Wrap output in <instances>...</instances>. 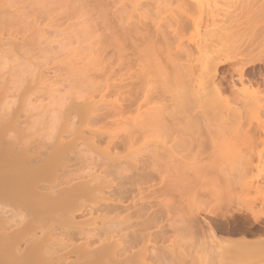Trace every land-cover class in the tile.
Here are the masks:
<instances>
[{
  "label": "bare ground",
  "instance_id": "6f19581e",
  "mask_svg": "<svg viewBox=\"0 0 264 264\" xmlns=\"http://www.w3.org/2000/svg\"><path fill=\"white\" fill-rule=\"evenodd\" d=\"M54 1L55 0H0V70H5V68H8L10 71H12V69L14 68H16L17 70V67L18 69L22 67L23 70L21 71L31 70L33 74H39V71L42 70L50 71L51 69H55L54 71H57L58 66H60L61 73L62 70L64 71V65L62 64V61L58 59V57L60 56L57 55V46L59 45V43L60 46H62L61 42L63 43V41H71L69 37L71 36V34L68 36V39L64 38L62 41L59 39V43L54 42L58 44L57 46L54 45L56 51L54 49V46L52 45L53 42L50 44H46L47 38L45 39V37L49 35L47 34L48 32L46 30L51 27L48 25L54 24L52 26H58L56 20H54L53 15V13L55 12V8L50 6ZM65 1L69 2L68 0H64L65 4L67 3ZM80 1L81 2L77 1L81 3L79 8L83 10L81 11L83 15H85V20H87V26L83 33V35L85 34L86 38L88 39V45H86L87 48H85L88 53L93 55V57H90L89 59H93L92 61H89L88 57L90 54L87 55V53H85L86 51L84 47L81 48L84 49V54H86L88 57L82 53H79V51L78 53L82 54L80 55L81 57L86 56V59H88V61L84 60L85 58H80L78 59L79 61L71 60V56H73L72 53H76V51L70 52L71 56H68L67 54L69 53L66 52L67 54L65 55L67 56H63V58L65 57V60L63 59V62L65 61V64L69 62L67 64H71V67H73V69H71L70 65L68 66L66 64L68 66L66 67V69L70 68L71 70H66V73L63 74L69 77L70 75L68 74H72L73 72H75L78 76L74 73L75 77L71 79L73 80V83H76L74 82V80L77 79L76 77L80 76V74H78L77 72L80 73V70H83L81 69V67L83 65L85 66V64H83L81 61L84 60V63L92 62L90 64V69L97 67L96 69H93L95 70V72L91 70L92 73L94 72L93 75L92 73L90 75V71H87L89 68L86 66L88 65L85 66L86 68L82 67L86 72H88L89 75L88 77L87 75L84 76L85 80H81V78L79 79L80 81L85 83H82L83 86H85L83 89H85L87 86L86 84L89 83V86L85 89L86 91L88 90V92L81 89V92L83 91V93H80V88H82L81 86L79 88V85L81 84L80 82L77 87L75 85L74 86L77 90H79V96L81 94L84 95L85 92L89 94H86L87 97L86 95H84L86 98L84 97L85 99H83L85 101L88 100L86 103L84 102L85 104L83 103L84 100L82 101L81 97H77V99H81L82 103L84 104L81 111L82 114L86 115L87 117L89 116L91 118L89 119L94 123L102 122L103 120L105 122V119H109L111 117V120H107V123L108 121H111V123L109 122L110 124H107L105 122L106 126L104 125V127H102L104 129L97 128L93 131L96 137H100V142H103L104 144L106 142L107 147L105 146L100 150L99 159H94L93 154L90 153V150H88V153H90L89 155H86V153L84 152V154L82 152V154H79L80 151L78 152V150L76 151V149H73L79 142L84 141L85 143V138L82 137L83 135H79L72 143H70V145H66L65 148L71 149L69 150L70 153L71 151L78 152L81 157L82 155H85L84 159L79 156L78 158L81 161L77 162L78 159L76 158L77 163L73 164L70 161L72 164H67V166L64 167L62 166L63 168L60 169L61 174L60 172L59 174L57 172V175H55L54 171H52V173L54 174L47 175L49 174L47 173L49 171H46V169L49 167H47V165L42 166L39 163L41 166L33 168L37 164H33L34 166L30 164L29 167V163H25L26 160L23 161L25 165L28 164V166L26 165L23 167V163L17 165V163L14 164L13 162L12 164L11 159H9L8 155L9 152H11V147L9 149V147L7 146L9 152L6 151L7 149H4L6 148L5 146L9 144V142L6 143V145L4 144V147L0 146V152L2 150L6 151V153L4 151H2L3 153H0V206H2L0 208H3L6 204L7 205L5 207H9V205H12V207L16 210L13 211L15 215L22 214V217L24 210H26L29 215V222L27 221L28 215L24 216L26 220L22 218L27 221V223L24 222L25 224L23 223L24 226L21 229H17L18 231L16 230V232L13 234L8 233L10 235L8 237L6 235L5 237H2V235H0V264H54L50 263L53 260H56L57 264H158V259H161L160 261H164L166 259L164 254L160 255L159 253H156L155 256H153V252L158 250V247L151 249V243H157V241L159 242V239L163 240L162 242L164 243L166 238L165 235H168L170 233L168 231V233L165 232V230H163L165 233L163 231H158V233L152 231V229L154 228V224H158L159 222H157L159 216H161L159 220H161V218L163 217H168V210L162 207L165 211H167V214H165L164 211L160 212L163 209H160V211L157 212V209L155 208L157 199H159V202L161 198L160 195H164L165 193L163 192V188L164 186L166 187V185L163 184V188H161L160 185V187L158 188L156 184L155 186H157V189L151 188V185H147V183H150L148 181L152 180L151 177L154 178V173H157L161 175V178H164L162 176L166 175L164 174L165 172L163 171V173L162 170H159L160 168H156L158 167L156 165H162V163H164L163 165L168 164V167L173 168L178 164H180L181 167L182 163H186L191 159H193V161L195 160V166L193 165L195 168L188 162L186 164L190 166L188 169L189 171H187V173L183 172L181 173V175L179 174L180 176L175 177H178V179H185L189 182L192 179V181L196 179L197 183L199 180L206 181L207 178L209 180V178L211 177L208 176H213L209 175L210 171L208 168H211V171H213V168H215V171L213 172H216L217 175H219V173L217 172L219 169L221 176L214 175L213 178L216 177V180L214 181L213 179V181L215 182V185L217 184V186L218 183H216V181H220L219 184L221 185V187H219L220 190H223L222 196L225 194V198H227V196L229 197L227 198L229 200L226 201V203L228 202V204H231L233 201L232 198H234V201H237V204L239 206H235L232 203L233 206L231 207L235 206L239 209L241 208V204H243V202L245 201L244 203L247 204V206L245 205L247 212L250 213V215L256 222L259 221V219L264 218V169L259 168L260 165H264V124L262 123L261 119L263 118L261 116L264 115V55L257 56L259 54L257 53L255 54V57L252 56L254 55L252 53L256 52V50L258 52H261L260 54L264 52V23L262 25L263 30L258 31V28L260 29L261 27L260 23H262L264 20L261 19V17L264 16V0ZM56 4H58V2ZM70 9H72V7ZM70 12L71 11H69V13ZM73 12H71V14H73ZM71 14H69V16ZM51 15H53L52 20L54 21V23L52 20H50ZM258 15L261 19V22L258 21L260 22V26L258 25L259 27L256 26L257 24L255 23L258 20ZM254 18L256 21L251 23ZM204 20L207 21L205 23H208L207 26L204 25L205 29L199 25V23ZM255 26L257 31L254 30ZM45 27L48 28H46L45 30ZM67 27H69L70 29L69 25ZM44 32H47L45 34V37L43 36ZM52 32H54V30ZM64 32H67L66 29L65 31L63 30V33ZM255 32H258L259 34H256ZM250 34L255 37H252ZM248 36L252 38L248 39ZM95 39L97 40L95 41ZM43 42L45 43L44 45ZM65 48L66 47H64L63 50H65ZM71 48L73 50V47ZM78 48L80 50V46H78ZM60 49L61 47L59 48V50ZM250 56H252V58ZM95 57H99V59L96 61L97 58L94 60ZM34 58H37L38 60H35ZM74 58L75 57H72V59ZM68 59L70 60L66 61ZM57 60H59L60 62L58 61V65L56 66ZM70 61H75L78 63L80 62V65L82 64V66L79 67V64L77 63L75 65V68H77L76 66H78L79 68V70L77 71L78 68L75 69L74 66H72L74 63L72 64V62ZM95 61L98 63H96ZM54 62L56 63L54 64ZM256 62H258V64H262L258 71L261 78L259 80V83H257L258 85H255L253 79H249L248 83V80L246 81L247 77L245 76V68ZM224 63H232L233 65H238V67L234 68V70L235 72L237 71L238 75L236 80H238L242 85H236L237 81L234 82L232 80L234 76L231 77L229 83L228 81H225L228 83V85L226 86L223 85L221 80L217 82L218 76L220 74V69L222 68L221 65H223ZM54 71H52L51 73H53ZM69 71H72V73H70ZM85 71L84 73L86 74ZM38 74L35 75L38 76ZM220 77L221 76H219V78ZM66 79H62L64 80V84L65 81H68V83L70 84L72 83L70 82V77L69 80L67 77ZM79 79H77L76 81L78 82ZM35 80L39 81L38 78H35ZM62 80L60 79V81ZM86 81L88 82L86 83ZM39 83L38 84L41 85V82ZM55 84H58L59 86V83L55 82L53 85ZM70 84L68 85L70 86ZM68 85L66 87H68L69 89ZM46 87L48 88L47 85ZM57 87H50L51 91L50 93L47 92V95H51L52 91L54 92L58 90L60 92L62 87L60 88V90L57 89ZM46 91H49V89H47ZM73 92L76 91L73 90L71 93L73 94ZM1 94L2 93H0V95ZM7 95L5 91L4 96L8 97ZM68 96L66 98H68ZM2 97L0 96V98ZM8 98H6V100L4 101L0 99V103L2 101V103H5L3 104V106L5 105L4 107L10 104V102L7 101ZM9 101L12 102L10 98ZM180 101H184L183 103H185V105H189V107L187 106V108H184L185 110L180 111V109L182 110V107H184H180L179 104H177V102L179 103ZM173 102H175L177 107H179L180 109L176 108V106L174 105L175 108L179 111H173V113H171L170 111L169 113H171V115H169L168 109H170L169 107H172V104H175ZM71 103H73V101ZM150 104L151 106H149ZM67 105L68 103L65 106ZM28 106L31 107L33 106V104L31 106L30 104H28ZM69 106H71V104ZM24 107L25 106L23 105L22 111ZM35 107L36 106H33L32 109L35 110ZM253 107L255 109L254 112H256L254 116L250 114ZM27 108L28 107L26 105L24 109ZM175 108L173 107L172 110H174ZM2 109L0 110V114L4 112H1ZM5 109L6 108H4V110ZM28 109L31 110L30 108ZM8 110H10V108H8ZM22 111H18V113H22ZM24 111L27 112L26 110ZM77 111L79 112L80 110ZM14 112H17V110ZM32 112L33 111H29V113L31 114ZM69 112L70 111L68 110V113ZM6 113L5 115L9 114ZM45 113L46 116H49L47 112ZM128 113H132V115L129 116L130 118L126 116L129 120H127V118L125 117V115H127ZM211 113H219V115L222 116L221 119H223V121L227 123H236L240 127V130L242 129L241 132L243 133L244 131L243 140L238 139V141H229L230 148L226 150H220L219 144H217V141L214 139L216 128L214 127V125L206 123L207 117ZM28 115L31 116L30 114ZM32 115L36 116V114ZM13 116L15 115H10L8 117L4 116L3 119L7 118L8 120H10L9 122L6 119L7 122L6 124L4 123L6 127L9 125V123L11 124L12 118L10 117ZM169 116H171V120ZM53 118L56 117L53 116ZM58 119L60 120V118H56L55 120L57 121ZM185 119H187L188 121H184ZM12 120L15 123L16 118L14 117V119ZM38 121L40 122L39 119ZM73 121L74 119L71 123L70 118L69 122L72 126L69 123L70 128L68 126L67 127L68 129H72V132H75L77 128L74 129ZM127 121L131 123L132 127L130 126V128H128L125 126L126 129H123L121 131L119 129V131L116 130L117 125L122 122L126 123ZM30 122H32V120ZM36 122L37 120L35 121V123ZM57 123L60 125V122L57 121ZM157 123H160L163 127H167L168 129L173 128V132L177 131L176 127H180L183 130L182 135H184V137L182 136L181 139L174 140L173 143L166 148L168 155L161 154V152H166L164 151V149L167 146V143H161L162 146L159 147L158 143L150 142L151 144L148 146L149 143L144 142L145 144L142 143L141 146L133 148V146L135 145L133 137L145 131L147 128L153 127ZM40 124L42 125V122H40ZM109 125H112L113 127ZM10 126H13L12 124L8 126V129L11 130V128H9ZM2 127L3 124L0 129V135L2 133V136H0V138H4V132L8 133L7 131H4L7 130V128L3 127V129ZM192 127H197V130L195 131L198 132H195L194 128ZM22 129H24V126ZM191 130H193L196 134H194ZM34 131H36V128ZM186 131L188 132L185 133ZM202 131L207 132L205 137L203 136L204 138H202ZM6 133L4 136H6ZM65 134L66 136H68V133ZM10 136L8 138V141L12 140L10 139ZM30 138L33 139V136L28 137V135L25 136L24 134L16 136L15 134V140L19 141V144L23 145V147L27 146L28 144V146L31 147L32 145L30 146V141L31 144L35 143V141H33L32 143V140H30ZM89 141L90 143H96L95 138L88 139V142ZM97 141H99V138ZM14 143L16 142L14 141ZM59 143L58 145L62 144ZM66 143L67 141L64 142L63 145H65ZM143 144L145 146H142ZM58 145L56 144V147ZM146 145L148 147H146ZM15 146L16 144L14 145V147ZM42 146L45 147V144H42ZM93 146L94 145L92 144L91 149L97 150L93 149L95 147ZM150 146L152 147V149L149 148ZM122 147H124L127 150L126 152L128 153L123 154L120 152L122 154L120 155L118 154V150V153L117 151L112 153L113 149H120ZM159 148L163 151H160ZM110 150L112 152H110ZM26 151L28 150L26 149ZM39 153L37 152V154ZM43 154L40 155L44 156L45 154ZM50 154L52 156V153ZM59 154L60 151L59 153L57 151L56 155ZM14 155L15 154H12L13 158L15 157ZM53 155L55 156L54 152ZM28 156H30V154ZM34 156L36 157L35 154L33 155V157ZM28 158L29 157H27L26 159L28 160ZM137 158H139V161H143V164L141 163V167L138 165V163L140 162L137 160ZM135 159L138 161V163L137 161H133ZM54 160L57 159L55 158ZM203 160H205V163H203ZM30 161L32 162V160ZM131 161L135 163L133 164ZM193 161L191 163H193ZM45 163L46 162H44V164ZM51 163L52 162L49 163L50 166ZM55 163L56 162H54V164ZM107 163H110V166L108 165V167H106ZM186 164H184V166L188 168ZM136 165L140 167L141 172H137L138 166L136 167ZM169 165H173V167ZM167 166L165 167L168 168ZM38 167L42 169L46 167L45 171L47 174L45 173V175H43L44 170L40 171L41 169ZM163 167L161 166V168ZM165 167L164 169H166ZM180 167L176 166L175 169H180ZM227 167L230 168V171L225 170L227 169ZM133 168H136V170H134ZM181 168H183V166ZM187 168L184 169L187 170ZM175 169L172 170L175 171ZM99 170L101 171L99 172ZM130 170L135 171H132L135 176H132ZM190 170L192 171V173H190ZM178 171L180 172V170ZM213 172L212 174H214ZM116 176L117 179H121L120 182L119 180L115 179ZM217 177L220 178V180H217ZM123 179L124 181H122ZM116 180L118 182H116ZM186 181L184 182L186 183ZM127 184H130V186H127ZM169 184L171 185L172 183ZM179 185L180 184H177L176 186ZM40 188H43L45 192L42 191V193H40ZM169 188L167 187V189ZM215 188H213V191H215L213 194H216L217 198H219V195L221 196V194H218V192L222 193V191H219L218 187V190L216 191ZM171 190L173 191V189ZM164 191L167 190L165 189ZM177 193L175 194L177 195ZM210 194L212 193H209V195ZM250 194L251 197L248 198ZM184 195H186V193H184ZM211 196L213 197V195ZM178 197H176V199ZM130 198L133 202H139V205L137 202V204L132 202L133 205H129L127 203L123 204L125 200L130 201ZM214 199L216 200L215 196ZM217 200L216 201L220 203L219 201L222 199ZM177 201L179 202L178 199ZM223 201H225L224 198ZM101 202H103L104 204H99ZM221 204L224 203L221 202ZM157 205H161L160 202L159 204L157 203ZM176 205L177 203L175 204V206ZM182 205H177V209L183 208ZM257 205H260V207L257 208ZM5 207L4 209L6 210ZM153 207L156 209V211L154 209L152 210ZM4 209L3 211H5ZM26 211L24 212L26 213ZM81 211L83 212V214L86 212L85 214H87L88 217H86L85 219H81V221H78L77 213ZM177 211L178 210H176L175 213L176 218L178 215L180 218L179 221H184V218L181 219L183 217H181L182 214L180 215L181 209L178 212ZM25 213L24 215H26ZM162 213L166 216H162ZM30 216L33 217L31 218L32 220L30 219ZM9 219H11V217H9ZM192 219H189L188 221H193ZM0 220L3 219L1 218ZM162 221H164V219H162ZM176 221H178V219H176ZM203 221L204 220L202 219V222ZM57 222L59 224L56 225V227L54 224H56ZM194 222L195 224H197L199 221L196 218L194 219ZM38 223H41V225ZM193 223L191 222L192 225ZM216 223L218 224V222ZM49 224L50 226H48ZM169 225H172V223ZM186 225L189 227L188 224ZM186 225H183V228L184 226L187 227ZM37 228H40L39 230L41 231V233L43 231L45 232V230L47 231V229L45 228H48V231L45 232V234H42L44 235V238H41V240L36 235L38 237V241H35V243L32 242L33 244H31L30 248H28L29 246H26V248L28 249L27 253L25 254V251L23 255H21L20 252L18 254V251L16 250L18 247L17 244L19 243L18 241H20L22 238H33L34 234H36L35 231L37 232L38 230ZM181 228L180 230L182 231L183 228ZM198 228H200L199 225ZM191 229H193L192 226ZM180 230H175L176 233H172V235L177 236L176 234ZM175 231L173 230V232ZM198 231L199 230H197V232ZM11 232H13V230ZM190 232H192V230ZM198 234L200 236V233ZM205 234L206 237H209L211 239L210 242L208 241L209 244L215 241L213 242V245H220V247L223 246L224 250H222L223 248H218V250L216 247H209L213 253L215 252V250L217 251L216 257H219L218 259H220V257L222 259H225V257L227 256L228 258H230H226L225 261H223L224 263H227L228 260H230V264H264V240L261 241L263 242V244L261 243L262 245L260 244V242L257 243L256 241L257 244H254L257 245V247H255L254 244H251L252 242L250 244L254 245L253 247L251 245L244 246L242 243V245L240 246L234 245L235 248L238 247L237 250H234L233 244H230L232 248L228 244V238L226 239L218 236V233L216 234L214 230L210 231L209 236L207 233ZM170 235H168L166 240L171 237ZM203 237L204 235L201 237V240H203ZM209 238L208 240H210ZM252 238L254 239V237ZM245 239L248 238H244V240H242L246 241ZM26 241L28 242V240ZM202 242L205 241L203 240ZM202 242L201 245L204 244ZM43 243H45L46 248L43 246ZM207 244L208 243H206V246H204L208 251L207 246L209 244ZM238 244L240 243L238 242ZM258 244H260V246H258ZM170 245H165L166 248L162 249L164 251L167 250L168 252H171L170 255L176 254V250H173L175 249V245H173V247ZM42 246L45 248H43L44 251L41 248ZM48 253H50V255L54 257H51V261L46 257ZM150 254L152 255L150 256ZM214 254H212L213 257L216 255ZM261 254H263V257ZM144 255L145 257L150 256L151 258H153L152 260H150L151 263H147L148 261L145 262V257H143V259L139 258ZM258 255H261V258ZM70 256L74 261L69 260ZM73 256L75 258H73ZM257 256L260 259L257 260L256 263L254 261ZM147 257L145 259H147ZM210 257L212 256L210 255ZM253 257L254 260L251 263L250 259ZM166 260L163 263L160 262L159 264H165Z\"/></svg>",
  "mask_w": 264,
  "mask_h": 264
},
{
  "label": "rangeland",
  "instance_id": "374dc122",
  "mask_svg": "<svg viewBox=\"0 0 264 264\" xmlns=\"http://www.w3.org/2000/svg\"><path fill=\"white\" fill-rule=\"evenodd\" d=\"M69 2H67V1H65V2H67L66 4L64 3V0L62 1V0H55L53 3H52V5H50V6H52L53 8H55V14L53 13V15H54V20H56V22H57V24H58V26H52V25H54V24H50V25H48V26H51V27H45V30H46V28H48V30H46L47 32V34H49V35H45L46 33L44 32V37H45V39L47 40V43L46 44H50V43H52V45L54 46H57L58 44L57 43H59L58 41H59V39L62 41L64 38L66 39H68L69 37H70V40L71 41H68V40H66V41H63V43L61 42V45L62 46H60V43H59V47L57 46V55L58 56H60V57H58V59L60 60V61H62V64L64 65V71L62 70V73H61V68H60V66H58V69H59V73H58V69H57V71H54V70H50V71H48V70H45V71H47V72H45V71H39L40 73V75L38 74V73H35V74H38V76L37 75H35V74H33L32 72H31V70L30 71H26V70H24V71H21V70H23V68L22 67H20L19 69H18V67H17V70H16V68H14V69H12V71H10L8 68L6 69L5 68V70H0V93H2V94H4L5 95V91H6V95L12 100V102L11 101H9V98L8 97H6V96H4V95H0L2 98H0V99H2L3 101L4 100H6V98H8L7 99V101L8 102H10V104L9 105H6V107H4L3 106V104H5V103H0L1 104V109L4 107V108H6L5 110H4V108L2 109V111L1 112H3L2 114L4 115V116H6V117H8V116H10V115H15V116H13V117H10V118H12V119H14V117L16 118V120H15V123H14V121L11 119V124H12V126L13 127H9V128H11V130L10 129H8V126L9 125H11L10 123H9V125L6 127V122H7V118H5V119H3L4 118V116L2 115V114H0V129H1V126H2V124H3V127H4V125H5V127L7 128V130H4V131H7L8 133H6V132H4V134H3V137L4 138H0L1 140V147H4L5 145H6V143H8L9 142V144H7L5 147L6 148H4L6 151H8L9 149H10V147H11V152H9V154H8V152H7V154L9 155V159H11V163L13 164V162H14V164H16L17 163V165L18 164H24V165H22L23 167L24 166H28V164H26L25 165V163H29V167H30V164H37L36 166H32L33 168H35V167H37V166H46L47 165V167L49 166V167H51L52 168V170H51V168H47L46 169V171H49V172H47V173H49V174H47L46 173V171H45V168L44 169H42V168H40V167H38V168H40L41 170L40 171H42V170H44L43 172H44V174L43 175H45V173L47 174V175H52V174H54L55 173V175H57V172H58V174H59V172H60V174H61V170L60 169H62L64 166H67V164H74V163H77V162H79V161H81L78 157L80 156L81 157V155H79L81 152L83 153H86V155H89L90 153L91 154H93V158L94 159H99L100 158V155H99V152H100V150L102 149V148H104L105 146L107 147V144H106V142H105V144L103 143V142H100V137H96L95 136V134H94V129H97V128H100V129H104V128H102V127H104V125L106 126V123H107V120H111L110 118L109 119H105V122H104V120L102 121V122H96V123H94V122H92L90 119V117L88 116H86V115H84V114H82L81 113V111H82V108H83V106H84V104L88 101V100H84L86 97H87V95L86 94H88V93H86V92H88V90L86 91L85 89L89 86L88 84L89 83H87L88 81H86V88L85 89H83L85 86H83V84L82 83H84V82H82V81H80V79L79 78H81V80H85V78H84V76H86L87 75V77H88V75L90 74L91 75V70L92 71H94L95 72V70H93V69H96L97 67H95V68H92V69H90V64L92 63H90V62H88V63H84L85 61L84 60H86V61H88V59L90 58V57H93V55H91L90 53H88V51H86V48H87V46L86 45H88V39L86 38V35L84 36L83 35V33H84V31H85V28H86V26H87V20H85V15H83V13H82V9H80L79 7H80V5H81V3H79V2H81L80 0H77V1H79V2H77L76 0H68ZM236 1H238V0H236ZM58 2V4H56ZM63 2V3H62ZM55 3V4H54ZM67 6H69L70 8L72 7V9H70L69 7H67ZM43 7V6H42ZM82 8V7H81ZM65 9V10H64ZM73 10H74V12H73ZM82 10V11H81ZM69 11H71V12H73V14H71V12L69 13ZM69 14H71L70 16H69ZM53 15H51V19L50 20H52V17H53ZM260 15V14H259ZM258 15V16H259ZM262 16H263V14H262ZM264 17V16H263ZM263 17H261V19H264ZM256 18V17H255ZM255 18L251 21V23L252 22H255L256 20H255ZM258 18V20L255 22L256 24V26H260V24H261V27H260V29L258 28V31H260V30H263L264 28V26L262 27V25H263V23H264V20H263V22L262 23H260L261 21V19H260V16L259 17H257ZM58 20V21H57ZM49 21V20H48ZM53 21V20H52ZM258 21H260V22H258ZM68 22V23H67ZM73 22V23H72ZM205 22H207V21H202L201 23H199V25L201 26V27H203L204 29H205V27H204V25H206L207 26V24L208 23H205ZM46 23V22H45ZM53 23H54V21H53ZM260 23V24H259ZM75 24V25H74ZM70 26V29H69V27H67V26ZM253 25H254V23H253ZM252 25V26H253ZM66 26V27H65ZM72 26V27H71ZM256 26H255V29L254 30H256ZM258 26V27H259ZM254 27V26H253ZM203 28H202V30H203ZM263 28V29H262ZM49 29H50V31H49ZM52 29V30H51ZM65 29H66V31L67 32H64L63 33V30L65 31ZM44 30V31H45ZM54 30V32H52ZM62 30V31H61ZM254 30H253V32H254ZM257 31V30H256ZM50 32H52V33H50ZM262 32V31H261ZM260 32V33H261ZM61 33H63V34H61ZM252 33V32H251ZM256 33V32H255ZM52 34V35H51ZM71 34V36H69ZM252 34H254V33H252ZM252 34H250L251 36H252ZM256 34H259L258 32L256 33ZM255 35V34H254ZM69 36V37H68ZM257 36V35H256ZM258 36H260V35H258ZM43 37V38H44ZM49 37V38H48ZM249 37V36H248ZM252 37H255V36H252ZM251 37V38H252ZM250 37L248 38V39H251ZM55 40V41H54ZM94 40V39H93ZM97 39H95V41H96ZM46 42V41H45ZM54 42H57V43H54ZM68 42H70V43H68ZM87 43V44H86ZM45 43L43 42V45H44ZM64 44V45H63ZM70 44V45H69ZM67 45V46H66ZM55 46H54V49H55V51H56V48H55ZM73 47V50H72V48L71 47ZM78 46H80V50H79V48H78ZM61 47V49L59 50V48ZM63 47V48H62ZM64 47H66L65 48V50H63L64 49ZM84 47H86L85 48V53H87V55H89V57L86 55V54H84V49H82V48ZM75 48V49H74ZM69 49V50H68ZM82 49V50H81ZM61 51V52H59V51ZM63 50V51H62ZM69 51V52H68ZM73 51H76V53L75 52H73ZM78 51H79V53H82V54H84V55H86L87 57H88V59H86L87 57L86 56H83V57H81L80 55H82V54H79L78 53ZM82 51V52H81ZM230 51V50H229ZM228 51V52H229ZM69 53V54H67V53ZM70 52H73L72 53V55L73 56H71V54H70ZM63 53H64V55H63ZM74 53H75V56H74ZM257 53H259L257 56H263L264 55V52H262V54H260L261 52H258L257 50H256V52H253L252 54H254V55H252V56H254L255 57V54H257ZM65 54H67L68 56H71V60H75V61H79L78 59H80V58H85L83 61H81L83 64H85V66L86 65H88V66H86V67H88L89 69L87 70V71H90V73L88 74V72H86L85 71V69L84 68H82V67H85L84 65L82 66V64L80 65V62L78 63V62H75V61H70V62H72V66H74V68H75V65L78 63L79 65V67H81V69H83L85 72H86V74L84 73V71L83 70H80V73L79 72H77L78 74H80V76H82V77H76L77 79H79V81L77 82L76 80L77 79H75L74 80V82H76V83H73L72 81V79L71 78H74L75 76H74V73L75 72H73L72 73V71H69L70 73H72V74H68V75H70L69 77H70V79H71V81L70 82H72L71 84H72V86H71V84L70 83H68V81H65V84H64V80H62V79H66V77L68 78V80H69V77L67 76V75H65V74H63V73H66V70H71V69H73V67H71V64H69L70 65V67H71V69L69 68H67L66 69V67H68L69 65L67 64V63H69V62H67L66 64L68 65H66L64 62H63V59L65 58H63V56H67V55H65ZM77 54V55H76ZM79 54V55H78ZM80 56V57H79ZM252 56H250L251 58H252ZM72 57H75L74 59H72ZM77 57H79V58H77ZM97 58V59H96ZM257 58V57H256ZM35 60H38L37 58H34ZM93 59V58H92ZM92 59L90 60L89 59V61H92ZM96 59V61L99 59V57H95L94 58V60ZM59 60H57V64H56V66L58 65V61ZM65 60V59H64ZM70 59H68V60H66V61H69ZM82 60V59H81ZM59 61V62H60ZM95 61V62H96ZM56 62H54V64H55ZM96 63H98V62H96ZM53 64V63H52ZM232 64V63H231ZM230 63H224L223 65H221L222 66V68L220 69V74H219V76H221L220 78H219V76H218V80H217V82L219 81V80H221L222 81V83H223V85H228V83H229V80H231V77H233L232 78V80L234 81V82H236L237 81V83H236V85L237 86H240V85H242L241 83H239V81L238 80H236V78H237V71L235 72V70H234V68H237L238 67V65H231ZM253 64V65H252ZM250 66H248V67H246L245 68V76L247 77V79H246V81L248 80V83H249V79L250 80H254L253 82H255V85L257 84V83H259V80L261 79L260 78V76H259V73H258V71H259V68L262 66V64L261 63H259L258 64V62H256V63H252ZM66 65V66H65ZM230 65V66H229ZM53 66V65H52ZM78 66H76L77 68H78ZM239 66H240V64H239ZM255 66V67H254ZM85 67V68H86ZM77 68H75V69H77ZM233 68V69H232ZM230 69V70H229ZM8 70H9V72H8ZM14 70V71H13ZM79 70V68L77 69V71ZM52 71H54V72H57V73H51ZM93 72V73H94ZM7 73V74H6ZM68 73V72H67ZM81 73H83V74H81ZM93 73H92V75H93ZM234 73V74H233ZM63 74V75H62ZM76 74V73H75ZM233 74V75H232ZM7 77H6V76ZM60 75V76H59ZM66 77H65V76ZM77 75V74H76ZM55 76V77H54ZM73 76V77H72ZM78 76V75H77ZM251 78H250V77ZM54 77V78H53ZM86 77V78H87ZM35 78H38L39 79V81L38 80H35ZM222 78V79H221ZM224 78V79H223ZM226 78V79H225ZM51 79V80H50ZM58 79V80H57ZM60 79L62 80V81H60ZM28 80V81H27ZM41 80V81H40ZM49 80V81H48ZM57 80V81H56ZM67 80V79H66ZM224 80V81H223ZM27 81V82H26ZM50 81H52L53 82V84L55 83V82H57V83H59V86H58V84H55V85H53L52 84V82H50ZM55 81V82H54ZM59 81V82H58ZM225 81H228V83L227 82H225ZM39 82H41V85H39L38 83ZM44 82V83H43ZM51 84H50V83ZM66 82H67V85L68 84H70V86H69V89H68V87H66L67 85H66ZM81 84H80V83ZM224 82H225V84H224ZM43 83V84H42ZM38 84V85H37ZM48 84H50V85H48ZM80 84V85H79ZM85 84V83H84ZM46 85L48 86V88L46 87ZM55 86V88L57 87V89H59L60 90V88H61V90H60V92L57 90V91H52L51 93V95L49 94V95H47V92H49L50 93V89L51 88H53V86ZM77 87L78 85H79V88H80V86L82 87V88H80V93H83V91L81 92V89L82 90H84V91H86L85 93H84V95H86V97L83 95V94H81L80 96L78 95V91L79 90H77L76 89V87ZM258 85V84H257ZM51 88H50V87ZM65 87V88H64ZM73 87H74V89H73ZM78 88V89H79ZM47 89H49V91H46ZM75 90L76 92H73V94L71 93L73 90ZM52 90H55V89H52ZM2 91V92H1ZM4 91V92H3ZM69 91V92H68ZM54 93V94H53ZM70 93V94H69ZM79 93V94H80ZM12 94V95H11ZM14 94H15V96H14ZM57 95V96H56ZM69 95V96H68ZM89 95V94H88ZM97 95V94H96ZM13 96V97H12ZM52 96H55V97H51ZM68 96V98H66ZM75 96V97H74ZM83 96V97H82ZM77 97H81V99H82V101H83V103H82V101H81V99H77ZM85 97V98H84ZM89 97V96H88ZM97 97V96H96ZM75 98V99H74ZM84 98V99H83ZM98 98V97H97ZM66 99H67V101H66ZM90 99V98H89ZM42 100V101H41ZM73 101V103H71L72 101ZM79 101V103H78V101ZM1 101V100H0ZM13 101H14V103H13ZM65 102H66V104L68 103V105L67 106H65L66 104H65ZM181 102V101H180ZM178 103L177 102V104H179V106L181 107V106H184V107H182V110L179 108V107H177V105H176V103L175 102H173V103H175V104H172V107H169L170 109H168L167 111H168V114L169 115H171V113H173V111H175V112H178L179 110L178 109H176V108H179L180 109V111H183V110H185L184 108H187V106L189 107V105H185V103H183L184 101H182L181 103ZM28 104H30V106L33 104V106H36L35 107V110L34 109H32L33 108V106H31V107H29L28 106ZM71 104V106H72V108H71V106H69ZM180 104H182V105H180ZM23 105L26 107V105H27V107L28 108H30L31 110H29L28 108L27 109H24L23 108V111H22V107H23ZM62 105V106H61ZM154 105V104H153ZM176 106V108H175V106ZM8 106H10V107H8ZM60 106H61V108H60ZM65 106V107H64ZM82 106V107H81ZM149 106H151V104L149 105ZM158 106V105H157ZM10 108V110H8V108ZM15 109H14V108ZM20 108V110H19V108ZM147 107V106H146ZM145 107V108H146ZM173 107L175 108L174 110H172L173 109ZM13 108V109H12ZM17 108V109H16ZM77 108V109H76ZM0 109V110H1ZM11 109H12V111H11ZM6 110H7V113H9V114H7L6 113ZM16 111L17 110V112H14V111ZM24 110H26L27 112H25ZM52 110H53V112H52ZM67 110V111H66ZM68 110L70 111L69 113H68ZM77 110H80L79 112L77 111ZM177 110V111H176ZM11 113H13V114H11ZM18 111H22V113H18ZM29 111H33L32 112V114H36V116H34V115H32L31 113H29ZM171 111V113H169ZM255 111V109H254V107L252 108V111H251V113L250 114H252V116H254L255 114H256V112H254ZM45 112H47V114L49 115V116H46V113ZM5 113L7 114V115H5ZM15 113V114H14ZM18 113V114H17ZM51 113V114H50ZM67 113V114H66ZM79 113V114H78ZM81 113V114H80ZM17 114V115H16ZM24 114V115H23ZM25 114H27V115H25ZM28 114H30L31 116H29ZM45 114V115H44ZM52 114H53V116L54 117H56V118H60V120L58 119L57 121L58 122H60V125L57 123V121L55 120L56 118H53V116H52ZM55 114V115H54ZM60 116H58V115ZM65 114H66V116H65ZM68 114H69V116H68ZM73 115V117H72V115ZM221 114V113H220ZM20 115V116H19ZM44 115V116H43ZM58 117H57V116ZM83 115V116H82ZM132 115V113L131 114H127V115H125V117L126 116H131ZM167 115V114H166ZM3 116V117H2ZM18 118H17V117ZM33 116H34V118H33ZM52 116V117H51ZM68 116V117H67ZM23 117V118H22ZM24 117H25V119H24ZM63 117V118H62ZM75 117V118H74ZM170 117V120H171V116H169ZM179 117V116H178ZM221 115H219V113L218 114H213V113H211L208 117H207V120H206V123H209V124H212V125H214V127L216 128V131H215V140L217 141V144H219V149L220 150H226V149H228V148H230V146H229V141H232V140H236V141H238V139L239 140H243V138H244V131H243V133L241 132L242 131V129L240 130V127L236 124V123H227V122H225V121H223V119H221ZM261 117H263V118H261L262 119V123L264 124V115L263 116H261ZM2 118V119H1ZM29 118V119H28ZM49 118H51V119H49ZM64 118H65V122H64ZM70 118H71V123H72V120L74 119V129H76L75 130V132L73 131H71L72 129H68V127H69V121H70ZM90 118V119H89ZM127 118V117H126ZM130 118V117H129ZM7 119V120H6ZM38 119L40 120V122H42V125L40 124V122L38 121ZM46 119V120H45ZM18 120H19V122H18ZM21 120H23V121H21ZM29 120V121H28ZM32 120V122H30ZM37 120V122L35 123V121ZM42 120V121H41ZM50 120V121H49ZM53 120H55V121H53ZM63 120V121H62ZM67 120V121H66ZM127 120H129L128 118H127ZM9 122H10V120H8ZM13 121V122H12ZM21 121V122H20ZM26 121H27V123H26ZM45 121V122H44ZM49 123H48V122ZM52 121V122H51ZM184 121H188L187 119H185ZM54 122H55V124H54ZM62 122V123H61ZM64 122V123H63ZM111 123V121H108V123L107 124H110ZM129 121H127L126 123L125 122H122V123H120L119 125H117V127H116V130L117 131H121V130H123V129H126V127H128V128H130V126L132 127V125H131V123L129 122ZM5 123V124H4ZM13 123H14V125H13ZM24 125H23V124ZM26 123V124H25ZM32 123V124H31ZM48 125V124H50V125H48L49 126V129H48V126L46 125V124ZM65 123H66V125H65ZM67 123H68V125H67ZM71 123H70V125H71ZM105 123V124H104ZM34 124H35V127H34ZM53 124V125H52ZM57 124V125H56ZM130 124V125H129ZM38 125V126H37ZM46 125V126H45ZM59 125V126H58ZM114 125V124H113ZM128 125V126H127ZM23 126H24V129H26V130H24V129H22L23 128ZM40 126V127H39ZM44 126V127H43ZM50 126H52V127H50ZM64 126V127H63ZM66 126V127H65ZM68 126V127H67ZM72 126V125H71ZM76 126V127H75ZM109 126H111V127H113L112 125H109ZM126 126V127H125ZM2 127V128H3ZM4 127V128H5ZM16 127V128H15ZM46 127H47V129H46ZM53 127H55V128H53ZM115 127V126H114ZM3 128V129H4ZM34 128V129H33ZM35 128H36V131H34L35 130ZM51 128V129H50ZM66 128V129H65ZM70 128V127H69ZM177 128V131H175V132H173V128H171V129H168L167 127H163L160 123H157V124H155L153 127H149V128H147L145 131H143V132H141L140 134H138L137 136H135V137H133V139H134V143H135V145L133 146V148H136V147H139V146H141V144L142 143H144V142H146V143H149L148 144V146L151 144L150 142H152V143H158V145H159V147L160 146H162L161 145V143H167L166 145V147H165V149H164V151H166V148L167 147H169L172 143H173V141L174 140H176V139H181V137L183 136L184 137V135H182L183 133V130L180 128V127H176ZM192 128H194V131L195 130H197V127H192ZM14 130V133H13V130ZM16 129V130H15ZM27 129H28V131H27ZM29 129H30V131H29ZM65 129V130H64ZM68 129V130H67ZM73 129V130H74ZM119 129V130H118ZM178 129H180V130H178ZM23 130H24V132H23ZM40 130V131H39ZM62 130V131H61ZM79 132H78V131ZM15 131H16V133H15ZM23 133H22V132ZM32 131V132H31ZM67 131V132H66ZM69 131H70V133H69ZM191 131H193V130H191ZM193 131V133L194 134H196L195 132H198V131H195L194 132ZM25 132H27V133H25ZM60 132H61V134H60ZM81 132V133H80ZM188 131H186L185 133H187ZM203 132V131H202ZM5 133H6V136H4L5 135ZM60 134V135H58V134ZM65 133H68L67 135L68 136H66V134ZM206 131L205 132H203L202 134V138H204L205 137V135H206ZM10 134H11V136H10ZM15 134H16V136H19V135H22V134H24L25 136L26 135H28V137H31V136H33V139H35V140H33L32 138H30V140H32V143H33V141H35V143L37 144H31V141H30V146L31 147H29L28 145L27 146H24L23 147V145H21V144H19V141H17V140H15ZM34 134H35V136H34ZM64 136H63V135ZM10 136V139H12V140H10V141H8V138H9V136ZM79 135H83L82 137H84L85 138V143H84V141L82 142H79L77 145H75V147L73 148V149H76V151L78 150V152H79V154H78V152H75V151H73V152H75V153H73L72 151H71V153L69 152V150H71V149H67V148H65V146L66 145H70V143H72ZM98 135V134H97ZM0 136H2V133H1V135ZM55 136V137H54ZM123 136V135H122ZM204 136V137H203ZM6 137V138H5ZM50 137V138H49ZM62 137H63V141H62ZM52 138V139H51ZM91 138H95V140H96V143L94 144V143H90V141L88 142V139H91ZM98 138H99V141H97L98 140ZM4 140V143H3V140ZM29 139V138H28ZM60 140V143H62L61 145H58V143H59V140ZM40 140V141H39ZM54 140V141H53ZM57 140H58V143H57ZM14 141L16 142V143H14ZM67 141V143L65 144V145H63V143L64 142H66ZM13 144H12V143ZM27 143V142H26ZM53 143V144H52ZM59 143V144H60ZM2 144H3V146H2ZM5 144V145H4ZM16 144V146L14 147V145ZM42 144L44 145L45 144V147L44 146H42ZM50 144V145H49ZM56 144L58 145L57 147H56ZM92 144L95 146H93L94 148L93 149H97V150H92L91 148H92ZM145 144V143H144ZM142 145V146H145V145ZM35 145H36V147H35ZM48 147H47V146ZM53 147H52V146ZM55 145V146H54ZM90 145V146H89ZM9 147V149H8V147ZM40 146V147H39ZM147 145H146V147H148ZM26 147V148H25ZM72 147H73V145H72ZM13 148H14V150H13ZM25 148V149H24ZM32 148H33V150H35V151H33L32 150ZM79 148V149H78ZM149 148H151L152 149V147L150 146ZM162 148V147H161ZM26 149L28 150V151H26ZM82 149V150H81ZM160 149V148H159ZM163 149V148H162ZM162 149H160V151L162 150ZM1 150H2V148H1ZM16 150V151H15ZM30 150H32V151H30ZM85 150H86V152H85ZM88 150H90V153H88ZM119 151V153H118V151ZM2 151H4V150H2ZM1 151V152H2ZM6 151H4L5 153H6ZM39 153V151H40V153L39 154H37V152ZM57 151H58V153H59V151H60V156L59 155H56V153H57ZM66 151V152H65ZM117 151V153L118 154H120V155H122L121 153H128V152H126L127 150L124 148V147H122V148H116L115 150L113 149V152L110 150V152H112V153H114V152H116ZM159 151V152H160ZM163 151V150H162ZM0 152V153H1ZM46 154H45V153ZM53 152H54V154H55V156L53 155ZM63 154H62V153ZM121 152V153H120ZM188 152V151H187ZM3 153V152H2ZM19 153V154H18ZM45 155H44V154ZM50 153H52V156H51V154ZM81 153V154H82ZM83 153V154H84ZM88 153V154H87ZM168 152L166 151L165 153H162L161 152V154H167ZM186 153V152H185ZM12 154H15L14 156L15 157H17V158H13L12 157ZM27 154V155H26ZM30 154V156H31V158H30V156H28ZM36 155V157L34 156L33 157V155ZM40 154H43L44 156H42V155H40ZM69 154H70V157H69ZM78 154V155H77ZM17 155V156H16ZM49 155V156H48ZM63 155V156H62ZM73 155H75V156H73ZM168 155V154H167ZM1 156V155H0ZM72 156V157H71ZM84 156L85 155H82V159H84ZM27 157H29L30 158V160H32V162L29 160V158H28V160L26 159ZM53 157H55L57 160H54L55 158H53ZM62 157V158H61ZM49 158L50 159V161H49V159H48V161H47V159ZM69 158V159H68ZM76 158L78 159L77 160V162H76ZM13 159H15V160H13ZM53 159V160H52ZM61 159V160H60ZM64 159V160H63ZM23 160H26L25 161V163H24V161ZM36 160V161H35ZM73 160H74V162H73ZM137 160L139 161V158H137ZM136 159L135 160H133V161H137ZM205 160H206V158H205ZM205 160H203L204 162L203 163H205ZM23 161V162H22ZM28 161V162H27ZM30 161V162H29ZM72 163H71V162ZM110 161V160H109ZM138 161H137V163H138ZM187 161V160H186ZM185 161V162H186ZM193 161V159H191V160H189V161H187L186 163H190V164H192V166L194 165L195 166V162L193 161V163H191ZM36 162V163H35ZM44 162H46L45 164H44ZM50 162H52L51 163V166H50ZM54 162H56L55 164H54ZM69 162V163H68ZM132 162V161H131ZM134 162V163H135ZM140 163H138V165L141 167V165L143 164V161L142 160H140L139 161ZM207 162V161H206ZM41 165H40V164ZM58 163V164H57ZM133 163V162H132ZM133 163V164H134ZM136 163V164H137ZM142 163V164H141ZM186 163H182L181 165L183 166V168H181L180 167V164H178V165H176V166H179L180 167V169H178V170H180V172L177 170V169H175L176 168V166L175 167H173V165H169V166H172L173 168H171V167H168L167 165H163L164 163H162V165L160 164H158V165H156V166H158V167H156V168H160L159 170H162V172L164 173V174H166L165 176H162V177H164V178H161V175H159V174H157V173H154V178L153 177H151L152 178V180H149L148 182H150V183H147V185H151V188H156L157 189V186H158V188L160 187V185H161V188H163L162 186H164L163 184H165L166 185V187L164 186V188L167 190V191H164L165 189L163 188V192H165L164 193V197L162 196V195H160L161 196V198L160 197H158V198H160V204L161 205H157V203L159 204V202H158V200L159 199H157V203H155V208L157 209V212H159L160 211V209L162 210L163 208H165L166 210H168L169 212H168V214H167V211H165L164 209L162 210V211H160V212H163L164 211V213L165 214H167L168 215V217L167 218H165V217H163V218H161V220H159L160 219V217L161 216H159V218H158V220H157V222H158V224H154V228L152 229V231H154L155 233H158V231H163V230H165V232H170L171 233V235H170V233L168 234V235H170L171 237L170 238H168L167 240H166V238L168 237V235H165L166 236V238H165V241H164V243L162 242L163 240H161V239H159V242L157 241V243H151V249H154V248H157L158 250H159V252H158V250H156V251H154L153 253V256H155V254L156 253H159L160 255L161 254H164L165 255V258L167 259H165L166 260V262H165V264H228V262L230 261V260H228V259H230V258H228V256L227 257H225V259L226 258H228L227 260H228V262L227 263H224L223 261H225V259H222L221 257H220V259H218L219 257H216L217 256V254H216V250H215V254L210 250V247L211 248H223V246L222 247H220V245H213V242H215V241H213V242H211L210 244H209V242L211 241V239L209 238V237H206L205 235V233H207L208 234V236H209V234H210V231L211 230H214L215 232H216V234L218 235V236H220V237H222V238H228V241H229V245L231 244H233V247H234V245H246V246H248V245H251V244H254V243H256V241H257V243H259L260 242V244L262 243L263 244V242H261V241H263L264 240V218H262V219H259V221H255L254 219H253V217L250 215V213L249 212H247V210H246V206H247V204H245L244 202H243V204H241V208H236L235 206H239L238 204H237V201H234L235 199L234 198H232V203L235 205L234 207H231V206H233V204L231 203V204H228V202L226 203V201H228L229 199H227V198H229L228 196H227V198H225V194L222 196V194H223V190H220V187H221V185L219 184V182L220 181H216V183H218V186H217V184L215 185V180H216V177L215 178H213L214 177V175H217V173L215 172H213V171H215V168H213V171H211V168H208L209 169V175H213V176H208V177H211V178H209V180H208V178L206 179V181H198V183L196 182V179H194V181H186L185 179H178V177H175V176H180L181 175V173H187V171H189L188 169H189V167L190 166H188V164H186ZM39 164V165H38ZM49 164V165H48ZM64 164V165H63ZM66 164V165H65ZM110 163H107V165H106V167H108V165H109ZM184 164H186V166H188V168L187 167H185L184 166ZM189 164V165H190ZM124 165V164H123ZM138 165H136V167L138 166ZM58 166V167H57ZM63 166V167H62ZM110 166V165H109ZM138 166V173L139 172H141V169H140V167ZM160 166V167H159ZM161 166L163 167H165V166H167L168 168H166V169H164V167L163 168H161ZM193 166V167H194ZM31 167V168H32ZM56 167V168H55ZM27 168V167H26ZM184 168H187V170L186 169H184ZM192 168V167H191ZM195 168V167H194ZM259 168H263L264 169V165H260L259 166ZM134 170H136V168H133ZM140 169V170H139ZM172 169H175V171L174 170H172ZM217 169H218V167H217ZM134 170H132L133 172H135ZM225 170H227V171H230V168L229 167H227V169H225ZM52 171H54V173H52ZM101 170H99V172H100ZM132 171L130 170V172L132 173ZM207 171V170H206ZM220 170L218 169V173H219V175H217V176H221L220 174V172H219ZM227 171H225V172H227ZM136 172V173H137ZM207 172V173H208ZM212 172L214 173V174H212ZM51 173V174H50ZM178 173V174H177ZM190 173H192V171L190 170ZM206 173V172H205ZM128 174H129V172H128ZM156 174V175H155ZM175 174V175H174ZM177 174V175H176ZM180 174V175H179ZM54 175V176H55ZM131 175V174H130ZM134 175V173H132V176ZM135 176V175H134ZM173 176H174V178H173ZM49 177V176H48ZM112 177V176H111ZM115 179H117V176H116V178ZM211 179V180H210ZM213 179H214V181H213ZM220 180V178H218L217 177V180ZM117 180H119V182L121 181V179H117ZM116 180V182H118ZM177 182H176V181ZM122 181H124V179L122 180ZM165 181V182H164ZM180 181V182H179ZM184 181H186V183L184 182ZM164 182V183H163ZM179 182V183H178ZM188 182V183H187ZM194 182V183H193ZM160 183V184H159ZM169 183H172L171 185L169 184ZM190 183V184H189ZM191 183H192V187H191ZM152 184H153V187H152ZM157 184V186H155ZM177 184H180L179 186H176ZM195 184V185H194ZM147 185H145V186H147ZM194 185V186H193ZM127 186H130V184H127ZM182 186V187H181ZM220 186V187H219ZM167 187L170 189V191H169V189H167ZM179 187V188H178ZM184 187V188H183ZM194 187H195V189H194ZM216 187V188H215ZM217 187H218V189H219V191H222V193L221 192H218V194L220 193L221 194V196L219 195V198H217V195L216 194H213L215 191H213L214 189L213 188H215L216 189V191L218 190L217 189ZM39 188V187H38ZM37 188V189H38ZM181 188H182V190H181ZM197 188V189H196ZM41 189V190H40ZM39 189V191H41L40 193H42V191L43 192H45V190L43 189V188H40ZM171 189H173V191L171 190ZM180 189V190H179ZM176 190V191H175ZM196 190V191H195ZM210 191V192H209ZM213 191V192H212ZM178 192V193H177ZM193 192H194V194H193ZM197 192V193H196ZM199 192V193H198ZM212 193V194H210L209 195V193ZM175 193H177V195L175 194ZM180 193H183V194H180ZM184 193H186V195H184ZM217 193V192H216ZM159 194H161V193H159ZM180 194V195H179ZM193 194V195H192ZM197 194V195H196ZM185 197H184V196ZM211 195H213V197L211 196ZM180 198H179V197ZM182 196H183V198H182ZM214 196H215V198H216V200L217 199H222V200H220L219 202L220 203H218L215 199H214ZM176 197H178L177 199L179 200V202L177 201V199H176ZM251 197V194L248 196V198H250ZM182 198V199H181ZM223 198H224V200L225 201H223ZM155 199V200H156ZM153 200H154V198H153ZM183 200V201H182ZM130 201H131V198H130ZM129 200L128 201H126L125 200V202L123 203V204H129V205H133L132 204V202L133 201H131L130 202ZM162 201V202H161ZM181 201V202H180ZM130 202V203H129ZM137 202V201H136ZM136 202H133V203H136ZM156 202V201H155ZM221 202L222 203H224V204H221ZM242 202V201H241ZM138 203V205H139V202H137ZM136 203V204H137ZM177 203V205L178 206H180V205H182V207L183 208H180L181 209V211H180V215H181V219H183L184 218V221L183 220H180L179 221V216L177 215V218H176V215H175V213H176V210H180V209H177V205L175 206V204ZM99 204H104L103 202H101V203H99ZM154 204V203H153ZM180 204V205H179ZM222 206H221V205ZM227 204V205H226ZM7 205V204H6ZM5 205V206H6ZM9 205V204H8ZM246 205V206H245ZM4 206V207H5ZM156 206H158V207H156ZM242 206H244V207H242ZM0 207H2V206H0ZM4 207L3 208H0V214L2 215H0V219L2 218L3 220H5V221H3V220H0V222H3V223H0V235H2V237H5V235L8 237V236H10L9 234H13V233H15L16 232V230L17 229H21L23 226H24V222H26L27 223V221L29 222V215H28V212L26 211V210H24V211H26V213L23 211V216L21 217V215H15L14 214V210H15V208H13L12 207V205H9V207L7 206V207H5L6 208V210L4 209ZM163 207V208H162ZM257 208H259L260 207V205H257L256 206ZM10 208V209H9ZM13 208V209H12ZM154 207L152 208V210L154 209L155 211H156V209H155ZM176 208V209H175ZM3 209L6 211H3ZM12 209V210H11ZM159 209V210H158ZM183 209V210H182ZM241 209V210H240ZM20 210H23V209H20ZM243 210V211H242ZM245 210V211H244ZM16 211V210H15ZM177 211V212H178ZM182 211H183V213H182ZM232 211V212H231ZM235 211H236V213H235ZM9 212V213H8ZM20 212H22V211H20ZM242 212V213H241ZM8 213V214H7ZM13 213V214H12ZM24 213L26 214V215H24ZM86 213V212H85ZM84 213V214H85ZM83 214V212L81 211V212H78L77 213V219H78V221H81V219H85L86 217H88L87 216V214H85L84 215ZM159 214H161V213H159ZM198 214V215H197ZM13 215H15V216H13ZM28 215V216H27ZM80 215V216H79ZM82 215V216H81ZM164 214L162 213V216H163ZM206 215V216H205ZM240 215V216H239ZM3 216H5V217H3ZM7 216V217H6ZM24 216H27V221H25L26 219L24 218ZM164 216H166V215H164ZM198 216V217H197ZM200 216V217H199ZM9 217H11V219H9ZM19 217V218H18ZM21 217V218H20ZM190 217H192V218H194V219H196L197 218V220L199 221L197 224L199 225V227L200 228H198V225L197 224H195V222H194V219H192V218H190ZM196 217V218H195ZM205 217V218H204ZM217 217V218H216ZM236 217V218H235ZM241 217V218H240ZM14 218V219H13ZM22 218H24V219H22ZM31 218H33V217H31L30 216V219ZM234 218V219H233ZM239 218V219H238ZM244 218V219H243ZM9 219V220H8ZM22 219V220H21ZM76 219V220H77ZM162 219H164V221H162ZM176 219H178V221H176ZM189 219H192L193 221H188ZM202 219L205 221H203L202 222ZM213 219V220H212ZM219 219V220H218ZM248 219V220H247ZM24 220V221H23ZM32 220V219H31ZM217 220V221H216ZM246 221V223H245V221ZM260 220H261V222H260ZM20 221H22V222H20ZM208 221V222H207ZM263 221V222H262ZM188 222H190V223H188ZM191 222L193 223V225L191 224ZM202 222V223H201ZM210 222V223H209ZM212 222V223H211ZM216 222H218V224L215 223ZM5 223H6V225H5ZM24 223V224H23ZM172 223V225H169V224H171ZM182 223H183V225H186V224H188L189 225V227L187 226V227H185L184 226V228H183V225H182ZM201 223V224H200ZM204 223V224H203ZM232 223V224H231ZM249 223V224H248ZM12 224V225H11ZM38 224H40L41 225V223H38ZM59 223L57 222L56 224H54L55 226L56 225H58ZM220 224V225H219ZM240 224V225H239ZM3 225H5V226H3ZM9 225V226H8ZM202 227H201V226ZM226 225V226H225ZM244 225V226H243ZM48 226H50V224L48 225ZM181 226H182V228H181ZM191 226H192V228L194 229H191ZM213 226V227H212ZM222 226V227H221ZM237 226V227H236ZM17 227V228H16ZM57 227V226H56ZM217 229H216V228ZM263 227V228H262ZM180 228L182 229V231L180 230ZM197 228V229H196ZM202 228V229H201ZM222 228V229H221ZM240 228H242V229H240ZM14 229H15V231H14ZM38 229V228H37ZM36 229V230H37ZM40 229V228H39ZM37 230V232L35 231V233L36 234H34V236H38L40 239L41 238H44L43 236L44 235H42V234H45V232H47L48 231V228H45V229H47V231L45 230V232L43 231L42 233H41V231L40 230ZM201 229V230H200ZM209 229H210V231H209ZM253 229H255V230H253ZM13 230V232H11ZM172 230V231H171ZM173 230L175 231H178V230H180L179 232H177V236H173L172 235V233H176V231L175 232H173ZM184 230V231H183ZM192 230V232H190ZM197 230H199L198 232H197ZM18 231V230H17ZM195 231V232H194ZM231 231V232H230ZM255 231V232H254ZM11 232V233H10ZM164 232V231H163ZM164 232V233H165ZM167 232V233H168ZM202 232V233H201ZM205 232V233H204ZM209 232V233H208ZM2 233V234H1ZM9 233V234H8ZM41 233V234H40ZM166 233V234H167ZM181 233V234H180ZM198 233H200V236H199V234ZM252 233V234H251ZM263 233V234H262ZM39 234H40V236H39ZM179 234V235H178ZM202 234V235H201ZM231 234V235H230ZM233 234V235H232ZM262 234V235H261ZM41 235H42V237H41ZM204 235V237H203V240L205 241V242H202L203 240H201L202 238V236ZM260 235V236H259ZM33 236V238L32 237H30V238H26V239H24V238H22L20 241H18L19 243L17 244V251H18V254H19V252H20V254L21 255H23L24 254V252H25V254L27 253V248H26V246L28 247V248H30V246H31V244H33L32 242H34L35 243V241H38L37 239H38V237L36 236V237H34ZM243 236H244V238H248V239H245L246 241H243L244 240V238H243ZM242 237V238H241ZM252 237H254V239H255V241H254V239L252 238ZM261 237H263V238H261ZM208 238L210 239V240H208ZM229 238H230V240H229ZM34 241H33V240ZM200 239V240H199ZM233 239V240H232ZM243 239V240H242ZM257 239V240H256ZM259 239V240H258ZM261 239V240H260ZM26 240H28V242L26 241ZM42 240V239H41ZM160 240H161V242H160ZM206 240H207V242H206ZM40 241V240H39ZM209 241V242H208ZM231 241H233V242H231ZM236 241V242H235ZM26 242H27V244H30V245H27L26 244ZM167 242V243H166ZM201 242L202 243H204L203 245H201ZM238 242L240 243V244H238ZM248 242V243H247ZM252 242V243H251ZM42 243V242H41ZM206 243H208L207 245V247H208V251L206 250ZM235 243V244H234ZM242 243V244H241ZM245 243V244H244ZM251 243V244H250ZM256 243V244H257ZM44 244V245H43ZM43 244H41V245H43L45 248H46V245H45V243H43ZM170 244H172V245H170ZM200 244V245H199ZM214 244H216V243H214ZM260 244H258V246H260ZM261 244V245H262ZM40 245V246H41ZM161 245H163V246H161ZM172 246L173 247V245H175V249H173L174 251H175V253L176 254H171L170 255V253L171 252H168L167 250V252L166 251H164L162 248H166V246ZM205 245V246H204ZM212 245V246H211ZM231 245H230V247H231ZM255 245V244H254ZM254 245H251L252 247L254 246ZM41 247L42 248V250L44 251V247ZM156 246V247H155ZM165 246V247H164ZM205 248H204V247ZM210 246V247H209ZM225 246V245H224ZM236 246V247H237ZM250 247V246H249ZM255 247H257V245H255ZM44 248V249H43ZM171 248V247H170ZM204 248V249H203ZM232 248V247H231ZM230 248V249H231ZM238 248V247H237ZM237 248H235L234 247V250H237ZM19 249V250H18ZM203 249V250H202ZM21 250V251H20ZM212 250H214V249H212ZM219 250V249H218ZM222 250H224V248L222 249ZM233 250V249H232ZM165 253H164V252ZM61 252V251H60ZM207 252V253H206ZM209 252V253H208ZM211 252H212V254H214L215 256V258L213 257V255L211 254ZM220 252H221V250H220ZM59 253V252H58ZM57 253V254H58ZM48 255H50V253H48L47 255H46V257L47 258H49V260L50 259H52V258H54V257H52L51 255L50 256H48ZM55 255V254H54ZM53 255V256H54ZM152 254H150V256H151ZM170 255V256H169ZM210 255L212 256V257H210ZM219 255V254H218ZM262 255V257H263V254H261ZM261 255L259 256L260 258H261ZM150 256H146L147 257V259H145L146 257H145V255L144 256H142V257H139V258H141V259H143V257H145L144 258V260H146L145 262H147V263H151V261L150 260H152L153 258H151ZM152 256V257H153ZM166 256H168V257H166ZM256 257L255 258V261L254 262H256L257 260H259L260 258L259 257ZM52 257V258H51ZM56 257V256H55ZM223 257V256H222ZM70 258V259H69ZM69 258H67V259H69L70 261H74L72 258H71V256L69 257ZM73 258H75L74 256H73ZM258 258V259H257ZM48 260V261H49ZM155 260V259H154ZM159 260V262H157L158 264L160 263V262H164V261H160L161 259H158ZM220 260H222V261H220ZM232 260V259H231ZM251 261V263L253 262V260H254V257L253 258H251L250 259ZM51 261V260H50ZM49 261V262H50ZM234 261V260H233ZM153 262V261H152ZM249 262V263H250ZM50 263H54V264H57L56 263V260H53L52 262H50ZM156 263V262H155ZM161 263V264H162ZM234 263V262H233ZM239 263V262H238ZM257 263V262H256ZM259 263V262H258ZM63 264V263H62ZM229 264H230V262H229ZM254 264V263H253Z\"/></svg>",
  "mask_w": 264,
  "mask_h": 264
}]
</instances>
